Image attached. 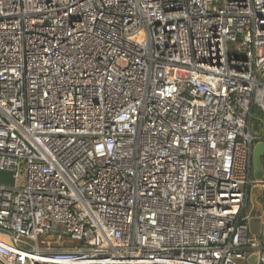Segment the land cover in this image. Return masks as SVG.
<instances>
[{
	"label": "built area",
	"instance_id": "obj_1",
	"mask_svg": "<svg viewBox=\"0 0 264 264\" xmlns=\"http://www.w3.org/2000/svg\"><path fill=\"white\" fill-rule=\"evenodd\" d=\"M254 108L264 0H0V264H264Z\"/></svg>",
	"mask_w": 264,
	"mask_h": 264
},
{
	"label": "water",
	"instance_id": "obj_2",
	"mask_svg": "<svg viewBox=\"0 0 264 264\" xmlns=\"http://www.w3.org/2000/svg\"><path fill=\"white\" fill-rule=\"evenodd\" d=\"M264 151L263 143L259 142L255 145L252 153V166H253V174L256 178H259L262 174L261 168V157ZM14 183L13 173L6 170H0V184H8L12 185ZM260 188L255 187L251 189L250 192V201L252 204V211L255 213H259L260 205L256 201V196L259 194ZM250 231L252 234H257L259 231V222L258 220L254 219L251 220L249 223ZM60 229V228H58ZM249 263L254 264V256L249 258Z\"/></svg>",
	"mask_w": 264,
	"mask_h": 264
},
{
	"label": "rangeland",
	"instance_id": "obj_3",
	"mask_svg": "<svg viewBox=\"0 0 264 264\" xmlns=\"http://www.w3.org/2000/svg\"><path fill=\"white\" fill-rule=\"evenodd\" d=\"M230 49L233 50L236 47V43L232 42L229 45ZM264 117L262 116V114L260 113V111L257 108L253 109V118H252V122H251V129L253 131H259V129L261 131H264ZM262 160V157H261ZM252 177L254 178V174L252 173Z\"/></svg>",
	"mask_w": 264,
	"mask_h": 264
}]
</instances>
